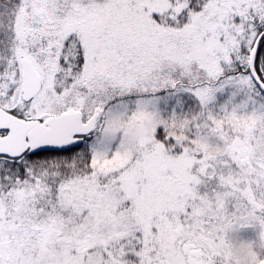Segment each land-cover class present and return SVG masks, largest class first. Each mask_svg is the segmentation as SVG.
Here are the masks:
<instances>
[{
  "label": "snow or ice",
  "instance_id": "obj_1",
  "mask_svg": "<svg viewBox=\"0 0 264 264\" xmlns=\"http://www.w3.org/2000/svg\"><path fill=\"white\" fill-rule=\"evenodd\" d=\"M0 264H264V0H0Z\"/></svg>",
  "mask_w": 264,
  "mask_h": 264
}]
</instances>
